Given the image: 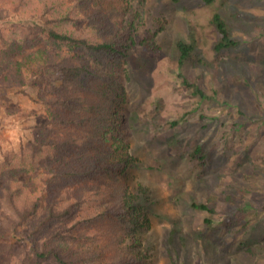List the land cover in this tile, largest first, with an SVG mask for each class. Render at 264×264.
Wrapping results in <instances>:
<instances>
[{
    "label": "trees",
    "instance_id": "16d2710c",
    "mask_svg": "<svg viewBox=\"0 0 264 264\" xmlns=\"http://www.w3.org/2000/svg\"><path fill=\"white\" fill-rule=\"evenodd\" d=\"M135 2L144 5L143 0H0V21L9 18V8L21 18L9 24L6 33L0 25V90L24 93L27 87H37L44 106V120L33 127L21 152L29 179H13L0 186V250L3 252V244L11 247L3 252L10 260L21 255L22 264L148 263L149 249L141 232L148 226L142 197L149 189L139 185L135 193L129 182L134 170L141 168L134 153L142 147L133 138L145 122L139 116L131 121V110L123 106L127 98L124 75H128L127 64L143 18ZM215 2L204 0L206 5ZM210 22L217 36L213 50L239 45L218 12ZM153 46L148 42L145 47ZM176 47L182 85L200 96L201 103L215 101L185 72L189 60L201 61L194 55L198 42L193 28L187 40H177ZM240 77L237 79L243 78L244 85L238 90L247 106L253 82ZM225 103L217 102L222 107ZM190 112L196 111H188L184 117L189 118ZM238 113L249 116L242 108ZM256 115L264 121V115ZM198 118L194 125L199 124L201 133L219 122L225 124L217 116L199 114ZM201 121L210 123L202 125ZM179 123L169 125L176 128ZM233 123L236 131L248 126L242 120ZM178 143L173 137L168 149ZM208 144L199 140L190 154L192 160L200 164L213 160ZM245 150L243 159L251 162V147ZM209 203L193 206L215 214V204ZM38 215L42 220L28 235L25 227ZM87 224L94 225L97 232L86 234L82 227ZM57 225L48 241L35 238ZM169 243L175 244L174 240Z\"/></svg>",
    "mask_w": 264,
    "mask_h": 264
},
{
    "label": "rangeland",
    "instance_id": "374dc122",
    "mask_svg": "<svg viewBox=\"0 0 264 264\" xmlns=\"http://www.w3.org/2000/svg\"><path fill=\"white\" fill-rule=\"evenodd\" d=\"M143 1L144 5L133 4L143 18L127 64L128 75H124L127 98L123 106L131 110V121L139 116L145 122L133 138L142 147L134 153L141 168L129 176L131 191L137 193L139 185L149 189L142 197L148 225L141 232L149 249L145 264H264V121L256 115H264V0H217L213 5L204 0ZM216 12L227 20L239 41L236 48L213 50L217 36L210 21ZM18 21L21 18L9 8V18L0 25L6 33L8 25ZM190 28L198 42L194 55L201 61L194 60L193 65L189 60L185 72L215 101L201 103L200 96L185 89L178 79L176 43L189 38ZM148 42L154 45L152 49L145 47ZM242 75L253 82L247 106L239 92L244 85ZM219 101L227 103L222 107ZM239 108L249 116H240ZM191 110L195 114L184 117ZM199 114L217 116L225 124L209 126L202 134L199 124L194 125L200 121ZM43 120L44 106L37 87H27L24 93L0 90V186L13 179H29L21 152L33 127ZM238 120L248 126L236 131L233 122ZM177 121L178 126L171 128L169 124ZM173 137L179 143L169 150L167 144ZM199 140L208 142L207 149L213 152V160L207 164L190 157ZM249 147L251 162H245ZM209 202L215 204V214L193 206ZM206 219L212 222L206 223ZM41 220L38 215L26 225L28 235ZM58 227L52 226L35 238L41 243L48 241ZM82 228L86 234L97 232L92 224ZM171 240L175 244H170ZM18 246L24 247L20 242ZM9 250L11 247L3 244V252ZM3 252L0 264H22L17 251L14 260Z\"/></svg>",
    "mask_w": 264,
    "mask_h": 264
}]
</instances>
